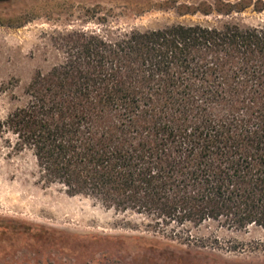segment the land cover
I'll return each mask as SVG.
<instances>
[{"label": "trees", "instance_id": "obj_1", "mask_svg": "<svg viewBox=\"0 0 264 264\" xmlns=\"http://www.w3.org/2000/svg\"><path fill=\"white\" fill-rule=\"evenodd\" d=\"M173 7L229 15L263 10L264 0ZM58 46L63 61L37 71L28 102L0 122L46 183L186 243L209 221L264 227V24L176 23L117 38L75 31ZM9 229L25 240L65 234Z\"/></svg>", "mask_w": 264, "mask_h": 264}, {"label": "rangeland", "instance_id": "obj_2", "mask_svg": "<svg viewBox=\"0 0 264 264\" xmlns=\"http://www.w3.org/2000/svg\"><path fill=\"white\" fill-rule=\"evenodd\" d=\"M158 1L0 0V122L28 102L25 89L37 71L63 61L58 41L71 32L117 38L176 23L264 24V9L181 15L173 4L213 0H170L163 8L154 6ZM16 140L0 130V264H264V227L231 230L209 221L191 230L188 243L182 234L155 235L141 215L46 183L33 152L14 148ZM26 225L65 234L25 240L9 229Z\"/></svg>", "mask_w": 264, "mask_h": 264}]
</instances>
